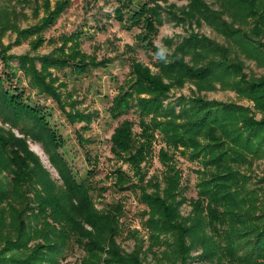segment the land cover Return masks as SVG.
Wrapping results in <instances>:
<instances>
[{
    "label": "trees",
    "instance_id": "1",
    "mask_svg": "<svg viewBox=\"0 0 264 264\" xmlns=\"http://www.w3.org/2000/svg\"><path fill=\"white\" fill-rule=\"evenodd\" d=\"M169 1L143 0L132 6L130 0H119L113 13L125 29L137 27L138 42L155 54L153 38L164 21L190 29L172 54L158 62L156 73L132 59L129 79L107 110L112 119L130 111L138 115V134L133 121L124 119L109 139L112 156L132 171L129 177L121 167L114 169V189L133 191L144 206L143 236L137 230L126 234L133 240L130 251L117 241L123 202L97 208V189L88 180L92 174L88 170L79 176L72 170L50 113L30 94L6 83L21 71L34 96L50 98L68 122L88 125L89 115L65 110L54 72L80 76L105 66L106 60L95 63L86 57L75 34L64 37L55 52L39 57L9 55L0 46V61L7 69L6 79L0 77V122L9 127L0 126V264H60L74 248L83 253L79 264H264V178L248 187L250 174L241 172L264 158V76H247L240 59L264 68V0H174L186 1L182 8ZM67 4L58 2L37 28L13 31L35 36L31 44L36 50L43 42L41 32ZM203 23L225 44L193 31L192 26ZM13 60L17 67L10 65ZM186 83L196 93L170 96ZM216 85L251 101L252 110L199 95ZM156 134L163 144L157 151L162 171L147 178L142 164L152 158ZM29 140L42 146L59 183L29 149ZM177 153L202 168L197 197L188 202L185 216Z\"/></svg>",
    "mask_w": 264,
    "mask_h": 264
},
{
    "label": "rangeland",
    "instance_id": "2",
    "mask_svg": "<svg viewBox=\"0 0 264 264\" xmlns=\"http://www.w3.org/2000/svg\"><path fill=\"white\" fill-rule=\"evenodd\" d=\"M60 1L0 0V46L7 47V54L9 55L39 57L55 52L64 37L70 34L77 35L76 40L81 52L89 59L94 60L95 63L105 59L106 65L89 68L80 76H70L67 70L54 72V75L58 78L57 84H60L59 91L65 110L89 115L90 123L87 125L78 121L75 123L68 122L60 112L58 105L50 98L33 95L21 71H16V77L6 81V83L22 89L25 95L30 94L32 100L41 106L46 114L50 113L51 125L57 128V131L65 140L63 150L67 153V159L72 166V170L79 176L85 175L88 170L92 174L88 175V180L97 189L93 194L97 208L116 200L123 202L125 213L120 219L121 234L117 241L124 250L130 251L133 240L128 238L126 234L129 230H137L139 235L143 236L144 230L142 229L140 214L144 206L138 203L137 195L133 191L121 192L114 189V179L111 175L113 170L121 167L122 171L129 177H132V171L128 164L117 161L112 156L109 139L113 129L124 119L133 121L134 133L138 134V115L134 111H130L120 119H112L109 117L107 110L112 98L118 93L119 87L129 79V65L132 59L156 73L157 64L161 61L156 55L160 48H165L167 50L165 56H170L175 46L180 43L183 37L187 36L190 29L186 25H176L173 21H164L158 27L157 34L153 38V44L157 49L155 54L142 48L136 37L140 33L137 27L127 30L113 17L114 9L120 3L119 0H67L68 4L62 13L41 32L43 42L36 50H33L31 43L36 37L29 36L25 38V35L20 37L13 30L25 31L30 28H37L42 19L54 10ZM130 1L132 6L143 2V0ZM167 4H174L176 7L182 8L186 6V1L170 0ZM161 5L163 6V4ZM225 19L230 21L227 15ZM192 29L211 40L225 44L223 37L216 34L204 23L201 26H192ZM70 44L68 43L67 46ZM66 49L68 48L66 47ZM240 59L243 63V72L247 76H264V68L258 66L256 62L247 60L242 56H240ZM87 60L88 58H86V62ZM10 65L17 67V61H10ZM36 66L39 68V62H36ZM6 72L7 69L0 61V77L5 78ZM196 91L193 85L186 83L182 89H174L170 96L172 98H177L181 94L190 96ZM199 95L208 101L232 103L252 110L251 101L238 97L231 90L220 89L218 85H216L215 90L201 91ZM259 117L260 115L257 114V119ZM86 125L88 127L84 130ZM0 126L9 129L7 125H2L1 122ZM13 133L17 137H21L16 131H13ZM28 146L38 156L51 178L59 183L57 172L50 165L42 146L31 140L28 141ZM162 146L160 135L156 134L152 158L150 161L147 160L146 164H142L143 169L148 172L147 178L151 175H159L162 171V167L157 160V151ZM88 158H90V161H87ZM175 161L181 172L182 193L187 200L181 207V214L185 216L190 210L188 202L195 200L197 197L196 184L203 179L197 172H200L202 168L197 161L190 160L188 155L181 156L177 153ZM241 172L247 176V173L250 174L248 187H252L254 180L264 178V158L253 161L250 168L247 170L241 169ZM2 177H4V174H2ZM99 189L104 191L99 192ZM82 256V251L74 248L67 253L66 258L60 264H79Z\"/></svg>",
    "mask_w": 264,
    "mask_h": 264
},
{
    "label": "clouds",
    "instance_id": "3",
    "mask_svg": "<svg viewBox=\"0 0 264 264\" xmlns=\"http://www.w3.org/2000/svg\"><path fill=\"white\" fill-rule=\"evenodd\" d=\"M166 49L165 48H160V50L157 52V57L160 59H165V55H166Z\"/></svg>",
    "mask_w": 264,
    "mask_h": 264
}]
</instances>
